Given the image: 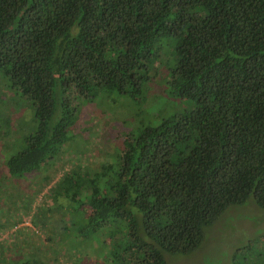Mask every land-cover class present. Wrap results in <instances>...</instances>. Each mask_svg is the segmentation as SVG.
<instances>
[{
    "label": "trees",
    "instance_id": "obj_1",
    "mask_svg": "<svg viewBox=\"0 0 264 264\" xmlns=\"http://www.w3.org/2000/svg\"><path fill=\"white\" fill-rule=\"evenodd\" d=\"M163 57L165 90L182 109L129 133L96 169L81 147L42 187L76 202L78 231L98 234L110 264H167L196 250L229 207L264 208V0H0V102L22 98L36 119L6 161L13 175L44 161L55 171L77 98L140 101ZM4 222L0 264H27L21 220ZM261 244L236 246L231 264H264Z\"/></svg>",
    "mask_w": 264,
    "mask_h": 264
},
{
    "label": "rangeland",
    "instance_id": "obj_2",
    "mask_svg": "<svg viewBox=\"0 0 264 264\" xmlns=\"http://www.w3.org/2000/svg\"><path fill=\"white\" fill-rule=\"evenodd\" d=\"M167 65L165 57L156 61L155 76L144 87L140 101L119 98L116 94L104 99L107 103L100 102L98 97L90 101L78 97L80 119L71 128L66 143L69 150L56 163L55 171L50 162L44 161L38 168L21 175L9 172L7 159L22 150L24 136L34 130L36 119L32 108L22 98L15 101L7 96L0 102V226L6 225L4 220H21L20 223L26 225L19 226L16 236H24L25 247L32 249L28 251L31 254L27 256V264H110L105 253L100 251L98 234L95 240V237H83L78 231L84 224L85 215L79 211L76 202L55 197L54 189L47 192L48 187L43 190L42 187L46 178L55 176L54 181H57V177L61 178L67 169L78 163L74 155L81 147L85 149L81 163L96 169L106 155L110 160L116 156L129 133H136L146 125H155L163 117L181 110V100L165 90ZM6 87V81L0 84L1 95L7 94ZM9 231L0 238L7 237ZM43 238L49 240L46 245ZM248 242L264 243V208L251 200L226 209L216 222L205 227L204 239L196 250L188 255H166L167 264H231L236 246ZM39 247L44 250L39 251ZM84 252L88 256L76 258ZM93 254L103 255L105 260L97 257L92 261Z\"/></svg>",
    "mask_w": 264,
    "mask_h": 264
},
{
    "label": "crops",
    "instance_id": "obj_3",
    "mask_svg": "<svg viewBox=\"0 0 264 264\" xmlns=\"http://www.w3.org/2000/svg\"><path fill=\"white\" fill-rule=\"evenodd\" d=\"M19 226H26V225H23L22 223H20ZM7 238H8V237H4V236L1 237V238H0V243H1L2 241H4V240H7ZM45 241H46V239H45ZM29 242H30V241H29ZM9 243H10V242H9ZM26 244H27V243H26ZM9 257H10V256H9Z\"/></svg>",
    "mask_w": 264,
    "mask_h": 264
}]
</instances>
